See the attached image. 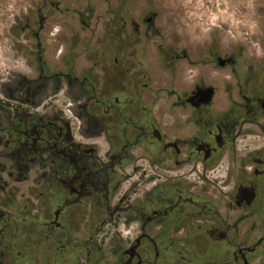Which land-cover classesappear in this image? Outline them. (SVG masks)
Returning <instances> with one entry per match:
<instances>
[{"label": "flooded vegetation", "instance_id": "1", "mask_svg": "<svg viewBox=\"0 0 264 264\" xmlns=\"http://www.w3.org/2000/svg\"><path fill=\"white\" fill-rule=\"evenodd\" d=\"M161 16L38 0L15 22L0 264H264V52Z\"/></svg>", "mask_w": 264, "mask_h": 264}, {"label": "rangeland", "instance_id": "2", "mask_svg": "<svg viewBox=\"0 0 264 264\" xmlns=\"http://www.w3.org/2000/svg\"><path fill=\"white\" fill-rule=\"evenodd\" d=\"M38 0H0V78L13 69L28 71L23 58H18V42L13 34L16 21L25 19ZM141 0H135L140 2ZM161 11L164 25L175 24L177 32L203 37L217 33L223 37L224 50L243 46L247 51L264 52V0H154ZM187 25V26H186ZM170 29V27L168 26ZM187 28L186 31H183ZM23 44H26L23 41ZM157 76L158 70H153ZM1 98V96H0ZM59 108L66 101L57 97ZM112 230H105V241ZM129 233L125 232L128 236Z\"/></svg>", "mask_w": 264, "mask_h": 264}]
</instances>
